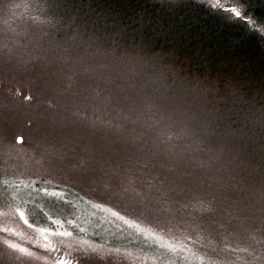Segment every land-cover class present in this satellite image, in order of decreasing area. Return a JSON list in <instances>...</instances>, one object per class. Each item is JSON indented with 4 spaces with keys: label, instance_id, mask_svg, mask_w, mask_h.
I'll use <instances>...</instances> for the list:
<instances>
[{
    "label": "rangeland",
    "instance_id": "374dc122",
    "mask_svg": "<svg viewBox=\"0 0 264 264\" xmlns=\"http://www.w3.org/2000/svg\"><path fill=\"white\" fill-rule=\"evenodd\" d=\"M55 12L54 5L40 0H0V172L7 171L0 175L1 230L7 229L5 233L41 249L49 245L60 255L71 256L83 264H92V260L93 264H242L237 254L223 253L219 245H233L227 243L226 234L215 223L225 220L222 228L238 233L243 242L248 234L263 241L261 230L252 226L255 217L262 214L257 201L243 207L242 227L221 219L220 212L206 211L209 224L205 228L207 237H202V241L204 245L213 243L212 253L202 252L205 249L195 251L192 246L198 243L186 246L187 231L182 228L185 226L174 222L176 218L182 220L181 215L168 212L164 206L165 199L177 193L176 201H169L180 212L184 207L187 214L190 198L218 189V181L212 185L209 179L210 184L197 180L186 189L184 181L196 170L190 166L193 151L202 152L200 160L204 165L199 169L205 167L209 177L215 176L217 180L221 175H229L226 168L235 161L218 162L224 147L217 143L210 153V147L195 148L193 142H182V138L161 142L160 116L156 115H164L172 131L187 129L185 138H192L196 117L181 110L170 115L169 103L158 98L149 86L127 85L120 77L116 61L109 63L107 55L85 39L46 35L45 31L59 32L61 24L54 18ZM63 38L72 41L63 43ZM158 88L161 95L167 94L165 84L160 83ZM83 113L92 118L87 120ZM96 119L97 129L93 124ZM133 130L142 137L144 131H152L155 144L148 149L144 141H136L133 148L141 154L142 164L128 157L116 162L115 167L120 174L127 169L142 172L151 181L138 193L140 199L151 201L149 210L153 215L143 214V218L152 226L127 222L113 215V209L109 211L106 205L87 200L72 187L80 177H76L78 170L87 167L80 164L81 151L88 154L90 150L84 143H91L93 138L94 149L99 151L103 143L107 146L113 138L117 157L123 154V142ZM67 131L72 133V140L81 136V140L72 142L74 148L61 143ZM209 133L212 135L210 130ZM201 134L209 135L206 130ZM200 140L206 142L202 137ZM186 169L191 172L183 175ZM108 170L107 165L97 169L103 179ZM93 180L86 179L85 185ZM53 192L61 195L54 196ZM99 194L95 200L104 202L103 193ZM111 197L122 201L118 196ZM19 212L24 213L27 224ZM61 231L72 235L55 234ZM162 232L169 235H161ZM179 233L183 236L175 240L173 235ZM212 236L219 243L208 240ZM114 249H119V253ZM85 255L90 258L83 259ZM98 257L102 260L96 262ZM0 264L44 263L38 261L37 251L26 250L13 256L0 246Z\"/></svg>",
    "mask_w": 264,
    "mask_h": 264
},
{
    "label": "trees",
    "instance_id": "16d2710c",
    "mask_svg": "<svg viewBox=\"0 0 264 264\" xmlns=\"http://www.w3.org/2000/svg\"><path fill=\"white\" fill-rule=\"evenodd\" d=\"M40 2L56 7L54 18H58L61 24L57 34L45 31L46 35L79 36L81 40L85 39V42L107 55L109 63L112 59L116 61L120 77L127 85L149 86L158 94V98L169 103L170 115L174 116L183 111L195 116L193 136H180L182 142H193L195 148L210 147L209 152L213 153L216 140L215 136L209 133L208 124L212 125L213 120L216 121L217 118L233 119L236 122L234 129L238 133L234 138L240 137L239 141L244 145L226 157V147L221 144L224 149L218 155L222 158L218 161L220 163L235 161L233 166L226 168L229 171L228 176L221 175L218 180L215 176L209 177L205 167L199 169L204 165L200 160L203 157L202 152L194 151V160L190 166L196 170L191 172L186 169L183 172V175L191 172L184 181L186 189L197 180H200L201 184L203 181L209 183L210 180L212 185L218 181V189L190 198L186 204V210L189 212L187 214L184 207L180 212L169 201L172 199L175 202L177 193H174L175 197L165 199L164 206L167 211L177 212L182 217V220L176 218L174 222L185 226L182 227L187 231V236H184L185 245L198 243L192 246L195 251L205 249L206 251L202 252L212 253L213 243L204 245L202 241V237H207L205 228L209 224L206 211L220 212L221 219L233 221L242 227L243 207L251 206L255 201L259 203L258 210L262 214L255 217L252 226L260 229L264 235V0H243V9L249 18L247 21L229 19L218 14L208 7L212 0H180L176 4L169 3V0ZM44 17L46 18L45 15ZM88 39L90 40L86 41ZM62 40L63 43L72 41L71 38ZM157 55L163 56L164 59H156ZM160 83L165 84L166 95H161L158 88ZM213 85L219 92L216 99L207 94V89ZM237 88L239 92L233 95L234 89ZM226 102L230 103L228 109L224 106ZM41 112L44 113L43 110ZM82 116L87 120L92 118L87 113ZM205 118H209L207 123H204ZM93 124L97 129V119L93 120ZM202 130H206L209 135L202 136ZM66 134L61 143L66 142L71 148L75 147V143L72 144L74 140H81V136L70 139L72 133L69 131ZM141 137L133 130L123 142V154L117 157L113 138L108 141L107 146L103 143L99 151L94 149L93 138L91 143H84L90 150L88 154L81 151L80 157L83 161L80 164L87 167L78 170L76 177H80L72 187L87 200L106 205L109 211L113 209L127 222L152 226L143 218V214L153 215L149 210V207L152 209L151 201L140 199L138 193L150 180H147L142 172L137 174L130 169L123 170L120 174L115 167L116 162L126 161L128 157L142 164L141 154L133 148L135 142L144 141V145L151 149L156 137H152V131H144V140ZM200 137L206 142H201ZM161 142L165 143L163 140ZM204 157L207 158V154ZM3 164L8 169V165L4 162ZM105 165L109 166V174L103 179L97 169H104ZM6 172L2 170L0 175ZM88 178L94 180L86 186L84 181ZM95 191L98 194L103 193L99 195L105 197L104 202L95 200L98 196ZM111 195L118 196L122 201L112 198ZM225 223V220L215 223L218 229H222L226 234L227 243L233 245H219L223 253L228 256L237 254L242 264H263L264 240H258L253 234H248L246 242H243L238 233L228 227L222 228ZM165 233L167 232H162L161 235ZM180 236L183 235L175 234L173 238L178 240ZM6 239L12 242L7 243ZM209 239L216 241L214 236ZM0 246L13 256L26 250L37 251L38 261L44 264H78L71 256L60 255L56 251L39 250L40 248L5 233L1 228ZM99 259L100 257L96 262ZM57 260L60 263H57ZM93 262L95 260H92V264Z\"/></svg>",
    "mask_w": 264,
    "mask_h": 264
},
{
    "label": "snow or ice",
    "instance_id": "6c2138e0",
    "mask_svg": "<svg viewBox=\"0 0 264 264\" xmlns=\"http://www.w3.org/2000/svg\"><path fill=\"white\" fill-rule=\"evenodd\" d=\"M179 2L180 0H169V3L171 4H176ZM208 7L213 9L218 14L224 15L229 19L240 20V21H247L249 19L246 10L243 9V0H212V2L208 4ZM156 59L163 60L164 57L161 55H157ZM237 92H239V89L238 88L234 89L233 95H235ZM207 94L211 96L212 99H216L217 96L219 95V92L217 91L216 87L213 85L207 89ZM168 119L171 120V117H168ZM158 123L161 124V128L159 129L158 135L160 138H162L163 141L170 142L174 138H179L180 136L184 135L187 131V129H182L175 132L172 131L171 125L165 123L164 115H160ZM52 195L60 196L61 194L58 192H53ZM19 215L20 218L24 220V213L19 212ZM113 215H118V213L113 212ZM121 219H123V217H121ZM24 223L27 224L28 221L24 220ZM29 226L31 227V225ZM4 231H7V229H4ZM55 234L62 237H67L72 235V233L69 231H61ZM45 239H47V237H45ZM44 247L49 248V250H52L49 245H45ZM112 251L118 254L120 250L114 249ZM89 258L90 257H88L87 255L83 257V259H89ZM62 264H66V262H62ZM78 264H80L79 261Z\"/></svg>",
    "mask_w": 264,
    "mask_h": 264
},
{
    "label": "bare ground",
    "instance_id": "6f19581e",
    "mask_svg": "<svg viewBox=\"0 0 264 264\" xmlns=\"http://www.w3.org/2000/svg\"><path fill=\"white\" fill-rule=\"evenodd\" d=\"M224 106L228 109L230 103L226 102ZM205 119L204 123H207L209 118ZM211 124L212 125L208 124V128L212 135L215 136L216 143L219 145L223 144L226 147V157L231 156V153L242 148L244 144L239 141L240 137L234 138L238 132L234 129L236 128V122L233 119L217 118L216 121L214 119ZM243 136H245V133H243ZM249 137L250 136H248V138Z\"/></svg>",
    "mask_w": 264,
    "mask_h": 264
},
{
    "label": "water",
    "instance_id": "95a60500",
    "mask_svg": "<svg viewBox=\"0 0 264 264\" xmlns=\"http://www.w3.org/2000/svg\"><path fill=\"white\" fill-rule=\"evenodd\" d=\"M21 141V139H19Z\"/></svg>",
    "mask_w": 264,
    "mask_h": 264
}]
</instances>
